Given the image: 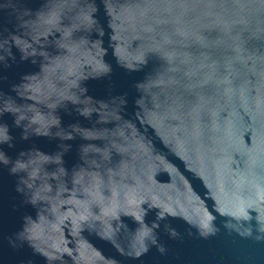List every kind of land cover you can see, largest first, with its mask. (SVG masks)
<instances>
[{"label":"water","instance_id":"water-1","mask_svg":"<svg viewBox=\"0 0 264 264\" xmlns=\"http://www.w3.org/2000/svg\"><path fill=\"white\" fill-rule=\"evenodd\" d=\"M0 264H264V0H0Z\"/></svg>","mask_w":264,"mask_h":264}]
</instances>
